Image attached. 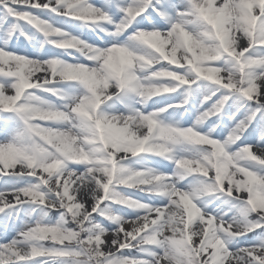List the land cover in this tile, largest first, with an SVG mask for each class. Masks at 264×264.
<instances>
[{"label":"snow or ice","instance_id":"obj_1","mask_svg":"<svg viewBox=\"0 0 264 264\" xmlns=\"http://www.w3.org/2000/svg\"><path fill=\"white\" fill-rule=\"evenodd\" d=\"M0 264H264V0H0Z\"/></svg>","mask_w":264,"mask_h":264}]
</instances>
